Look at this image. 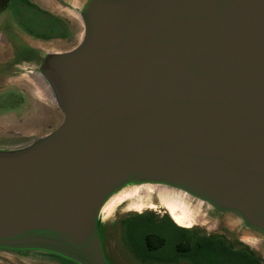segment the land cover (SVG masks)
<instances>
[{"label": "water", "instance_id": "water-1", "mask_svg": "<svg viewBox=\"0 0 264 264\" xmlns=\"http://www.w3.org/2000/svg\"><path fill=\"white\" fill-rule=\"evenodd\" d=\"M50 1L75 40L36 42L0 75L27 76L50 111L0 126V254L136 264L106 217L164 204L145 191L162 188L264 256V0Z\"/></svg>", "mask_w": 264, "mask_h": 264}, {"label": "rangeland", "instance_id": "rangeland-1", "mask_svg": "<svg viewBox=\"0 0 264 264\" xmlns=\"http://www.w3.org/2000/svg\"><path fill=\"white\" fill-rule=\"evenodd\" d=\"M77 31L78 25L75 21L64 13L59 12L51 4L50 0H11L8 7L0 12L1 81L5 80L3 77H6L10 73L17 62L31 57V45L34 43L66 46L75 40ZM4 44L6 45L5 49L2 48ZM25 77L27 78V76ZM25 77H17L16 80H13L7 85H0V126L30 124L32 127L34 124H40V121H45L46 118L47 121L49 120L50 111L46 107L47 104L43 103L35 95L33 85L27 80H23ZM151 200L146 197H143V199H135L136 206H133V203L131 204V201H129L118 206L106 217L105 223L111 229L110 243L113 245L111 248L114 249L113 251L118 256L125 255L127 258L129 257L133 260L130 253L124 252L122 245L125 226L129 221L134 220L133 215L149 211L154 214L155 220L159 221L164 210H167L163 207V203H157L158 206L156 209L145 208L141 211L127 210L131 207L137 208L141 203L142 206H145ZM190 212L192 222L189 219H186L184 222H177L169 213L164 214L171 217L174 222L176 221L178 224L193 227L192 229L195 227H204L201 225L193 226V223H201V221L205 220L200 214V211L192 207V211ZM133 223V227L136 228L133 234L134 248L141 251L145 248L146 231L155 227V225H150L143 220H136ZM227 226H229L228 223L224 225L223 229L227 228ZM210 229H204V231L209 232ZM225 231H227V235H230L229 230ZM165 233L168 234L166 231ZM200 233L202 235L204 234V232ZM197 234L200 237L201 234ZM172 240L173 238H170L169 241L171 242ZM167 247H169L168 251H174L173 245L169 244ZM216 247L218 252L214 259L219 260V264H236L234 261L237 258L232 249L220 244H217ZM168 251L165 249L164 251H160V254L165 252L170 253ZM178 262L180 264H191L190 259L187 260L185 257H180ZM0 264L30 263H26L12 255L0 254ZM252 264H264V260L259 259L255 255Z\"/></svg>", "mask_w": 264, "mask_h": 264}, {"label": "flooded vegetation", "instance_id": "flooded-vegetation-1", "mask_svg": "<svg viewBox=\"0 0 264 264\" xmlns=\"http://www.w3.org/2000/svg\"><path fill=\"white\" fill-rule=\"evenodd\" d=\"M164 213H167V211L164 210ZM164 213L159 221L155 220L154 214L149 211L132 216L134 218V220H131L132 222L136 219L155 225V227L146 231L145 248L141 251L134 248L133 234L136 228L131 227L128 223L126 224L122 245L124 252L130 253L136 264H180L178 262L180 257L190 259L191 264H219V260L214 259L218 252L217 244L232 249L237 258L234 261L236 264H252L255 255L264 260V256L257 253L249 242L233 236L231 233L227 235V231L205 232L204 229H207L205 227L192 229L193 227L178 224L176 221L175 223L171 217ZM158 224L167 225L162 233L156 228ZM200 232H204V234L202 235ZM197 233L201 234L200 237ZM160 234L165 237L163 244H157V241H159L157 235ZM170 238H173L171 242L169 241ZM169 244L173 245V252L168 251L169 247L167 246ZM165 249L170 253L160 254V251Z\"/></svg>", "mask_w": 264, "mask_h": 264}, {"label": "bare ground", "instance_id": "bare-ground-1", "mask_svg": "<svg viewBox=\"0 0 264 264\" xmlns=\"http://www.w3.org/2000/svg\"><path fill=\"white\" fill-rule=\"evenodd\" d=\"M151 194L153 191H156V193L159 195L161 200L164 202V208L167 209V213H169L172 218H174L177 222H184L186 219H189L192 222V217L190 216L189 209L185 202L178 200L176 198H171L170 194L171 191L168 189H162V188H151L148 190H145ZM141 193V190L137 189L133 192H129L123 195H120L119 197L112 199L104 208V210H112L114 206L117 203L122 202L125 198L132 197L135 195H139ZM136 203V201H135ZM161 206V205H160ZM145 208H151L156 209L157 205L154 202H150L149 205L142 206V203L138 205L135 210L141 211Z\"/></svg>", "mask_w": 264, "mask_h": 264}, {"label": "trees", "instance_id": "trees-1", "mask_svg": "<svg viewBox=\"0 0 264 264\" xmlns=\"http://www.w3.org/2000/svg\"><path fill=\"white\" fill-rule=\"evenodd\" d=\"M10 1L11 0H0V12L4 11L8 7ZM135 221H136V219H135ZM133 224L134 223L132 221L128 222V225H131V227L133 226ZM166 226H167L166 224H158V225H156V228L159 232L162 233V231H164L166 229ZM157 237L159 239V241H157V244H163V242H165V237L161 236V234L157 235Z\"/></svg>", "mask_w": 264, "mask_h": 264}]
</instances>
